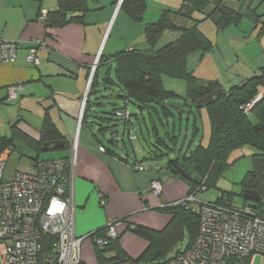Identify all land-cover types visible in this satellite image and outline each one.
Segmentation results:
<instances>
[{"label":"crops","instance_id":"obj_1","mask_svg":"<svg viewBox=\"0 0 264 264\" xmlns=\"http://www.w3.org/2000/svg\"><path fill=\"white\" fill-rule=\"evenodd\" d=\"M144 1L146 11L139 22L131 20L125 11L120 9L121 0H87L89 11L85 14L83 23H72L62 28H46L39 18L42 13L47 14L56 8V0H0V39L19 44L15 61L0 63V139L10 138L11 127L15 125L16 129L29 139L39 142L44 120L47 119L60 133L64 145L68 146L66 151H56L62 153L57 158L44 159V152L37 153L16 137L13 146L3 152L8 158L10 149L17 150L31 161V166L35 159L67 164L75 145V237L88 236L106 229L108 224H115V229L120 235L119 245L133 260L146 250L148 243L127 230V227L140 225L161 231L168 224L170 216L162 213L160 209L188 197L187 185L166 175V168L147 170L142 161L136 158L133 148L131 156L124 144L119 146L107 143V146L101 141L103 137H94L98 127L93 116L109 118L110 121L101 123L111 131H118L120 125L124 127V118L118 112L124 109L125 102L121 98L123 91L113 83V55L134 48L144 49L145 26L154 24L163 11L175 12L181 5V0ZM151 3L153 6L150 10ZM252 3L251 0L249 4ZM212 8L211 5L210 11ZM255 11L257 14V10ZM173 22L177 26L184 24L180 18H174ZM256 26L258 23L254 28ZM198 27L205 35L200 24ZM177 36L174 32L165 33L157 43V48ZM33 41L42 43L36 51L37 66L26 60ZM96 60L98 62L94 71V87L89 91V76ZM260 66L259 71L264 69V65ZM250 77L246 76L234 86L241 85ZM199 78L202 84L217 83L221 90L226 91L218 81ZM163 79L162 77L161 81L166 91L180 98L185 97L187 86L183 80L181 81L186 86L184 93L178 94L172 87H166ZM11 86L21 87L14 99L8 94ZM257 90L259 92V89ZM106 97L119 100L123 105L109 104L108 114L104 109ZM87 100V117L84 123L79 124V116L84 111L82 105L85 101V108ZM130 115L132 125L126 128L134 133L130 141H138L137 132L141 130V133V124L143 126L139 117L142 116L135 106L134 113ZM144 116L150 130L152 123L146 115ZM105 136H109V133ZM150 136L148 133V138ZM100 146L104 148L103 152L99 151ZM137 167H142L143 170L139 171ZM154 179H158L162 184L160 196H155L150 190V182ZM101 197L106 201L104 206L100 204ZM107 256L113 254L108 253ZM80 257V264H97L95 245L91 239L82 242Z\"/></svg>","mask_w":264,"mask_h":264},{"label":"trees","instance_id":"obj_2","mask_svg":"<svg viewBox=\"0 0 264 264\" xmlns=\"http://www.w3.org/2000/svg\"><path fill=\"white\" fill-rule=\"evenodd\" d=\"M56 3V8L45 14L43 25L46 28H62L72 23H83L84 16L89 11L87 0H56ZM209 3L213 8L204 13L205 7ZM120 9H123L131 20L139 22L146 11V3L144 0H122ZM195 12L202 14V18L193 20V25L190 28L177 26L173 22L174 18L185 21L192 20ZM251 14L255 23L261 22L259 32H264V15H257L255 9ZM242 16L239 11L227 7L225 0H181V5L175 12L163 11L154 24L145 26L144 49L134 48L113 55L115 63L113 83L123 91L121 98L125 102L124 107L130 103L138 108L144 128L158 146L166 149L168 147L164 139L166 137L174 139V136L170 137L168 131V121L174 118V114L171 111L172 107H167L166 103L181 100L183 115L178 114L181 121L183 117L189 116L192 108H200L195 105L197 100L210 94L213 90L220 89L217 83H198V80L188 69V57L191 54L199 51L203 55L212 48L210 41L198 29V24L210 19L216 29L221 30L230 24H237ZM167 32L177 33L178 36L161 48H157V43ZM94 76L95 73L91 79L89 91L94 87ZM163 76L183 80L187 86L185 97L180 98L174 93L166 91L161 81ZM260 87L264 89V69H261L258 75L246 79L241 85L233 86L226 91L220 89L221 95L215 97L211 103L204 105L208 110L210 120L211 133L208 146H197L183 159L169 160L166 166L170 176L187 185L188 196L196 195L202 188L206 191L209 188L210 172L215 170L219 173L227 167V158L231 152L250 146L257 153L251 155L252 169L245 176L242 185L244 189L259 194L260 199L258 202L244 199V204L250 202L251 204H248L252 205L264 217V203L262 202L264 198V93L260 95V99L248 113H245L242 108L259 95L257 89ZM88 102L87 100L81 124L87 117ZM176 111L178 113V110ZM144 115L152 123L150 130L147 128ZM249 117L255 120L254 124ZM93 118L96 119L95 124L98 127L94 135L95 139H97L96 135L104 137L110 128L101 122H107L110 119L99 116H93ZM123 121L126 127L132 125L131 115L128 120L123 119ZM115 134L117 138V131ZM16 137L37 153H40L44 143L63 139L47 119L44 120L39 142L32 141L13 125L11 137L0 139V153L13 146V140ZM110 143L118 144L117 141L116 144L113 141ZM66 150H68V146L65 144L60 151ZM154 155L156 156V154ZM37 161L38 159H35L33 164ZM224 198L227 199L229 205H233L230 196L222 193L219 194L216 202L224 204ZM160 211L170 216L168 224L161 231L140 225L127 227V230L148 243L141 256L134 260L129 258L119 245L120 235L118 234L115 239L107 240L103 247L95 245L97 264L123 262L164 264L168 259L167 254L184 239L187 243L183 245V248H189L198 233V212H195L191 205L186 208L181 204L165 205ZM105 234L106 229L95 232L98 237H104ZM108 253H112L113 256L108 257Z\"/></svg>","mask_w":264,"mask_h":264},{"label":"built area","instance_id":"obj_3","mask_svg":"<svg viewBox=\"0 0 264 264\" xmlns=\"http://www.w3.org/2000/svg\"><path fill=\"white\" fill-rule=\"evenodd\" d=\"M39 19L43 23L45 14L42 13ZM41 45V42L33 41L26 56V60L35 66L38 64L36 51ZM18 47V42L0 39V63L14 62ZM97 62L91 68L88 86ZM20 88L11 86L8 89L10 98L14 99ZM259 99L260 95H257L243 106L244 112L248 113ZM118 114L128 120L127 105ZM81 119L82 112L79 124ZM75 148L74 145L67 164L38 160L28 172L17 171L10 177H4L7 154L0 153V264H80L84 240L91 239L94 245L103 247L107 240L118 236L115 224L106 226L104 237L95 233L81 238L74 235ZM98 149L104 151L101 146ZM137 170L143 168L137 167ZM150 190L160 196L161 182L152 180ZM192 202H196L195 195L174 204L188 208ZM100 204H106L102 197ZM198 207L196 238L187 249L181 245L179 252L164 264H253L257 258L264 264V217L258 210L249 204L229 205L226 198L224 204L199 203Z\"/></svg>","mask_w":264,"mask_h":264},{"label":"rangeland","instance_id":"obj_4","mask_svg":"<svg viewBox=\"0 0 264 264\" xmlns=\"http://www.w3.org/2000/svg\"><path fill=\"white\" fill-rule=\"evenodd\" d=\"M252 1L253 3L250 5L251 0H226V4L229 7L239 10L243 15L237 24H230L221 30H217L211 21L204 20V22L199 23L212 48L203 55L197 51L188 57V69L198 79V83H201L199 77H203L211 81H218L222 88L228 90L236 83H240L246 76L258 75L257 72L261 67L260 65H264V32H259L261 22L254 28L256 23L251 12L256 8L255 10L259 14H264V0ZM152 6L153 4L151 3L150 10ZM210 9L211 4L209 3L205 7L204 13L209 12ZM192 18V20H182L184 23L182 26L186 28L192 27L193 20L201 19L202 14L195 12ZM163 78L166 87H172L178 94L184 93L186 86L183 81L167 76H163ZM259 92L263 94L264 89L260 87ZM180 101L174 100L168 103L180 104ZM104 102H106L104 109L108 114L110 113L109 104L123 105L121 101L109 97H106ZM128 108L130 114H133L134 106L129 103ZM171 111L174 114V118L168 121V131L170 137L174 136V139L168 137L164 139L168 147L166 149L158 146L151 136L148 138V133L144 126H142L141 134L137 132L138 141H130V137L134 133L131 130L129 131L126 126L120 125L121 127L117 129L118 145L124 144L131 156L133 148L136 151V158L142 161L143 167L147 170L166 168L169 160L183 159L192 153L197 146L207 147L209 144L210 120L205 106L192 108L188 119L186 120L187 116H185L181 121L177 111L174 108ZM139 118L141 120V117ZM249 119L253 124L255 123V120L251 117ZM107 139H109V136L101 138V141L108 146L106 143ZM10 150L11 153L7 158L4 177H10L17 171L28 172L31 168V161L22 156L17 150ZM255 153L257 151L250 146L231 152L227 158V167L225 169L219 173L215 170L210 172L208 179L209 188L206 191H203L202 188L196 193V202L191 203L192 209L198 212L199 203L216 202L220 193L230 196L234 206L244 205L242 182L252 169L251 155ZM59 154L62 153L56 151L45 152L42 158H57ZM169 174L167 171L166 175L169 176ZM248 203L251 204L247 202V205ZM186 243L187 241L184 239L183 242L173 247L167 254V258L173 257L180 249V246ZM253 264H261V260L257 258L253 261Z\"/></svg>","mask_w":264,"mask_h":264},{"label":"water","instance_id":"obj_5","mask_svg":"<svg viewBox=\"0 0 264 264\" xmlns=\"http://www.w3.org/2000/svg\"><path fill=\"white\" fill-rule=\"evenodd\" d=\"M220 95H221L220 89L213 90L210 94H208V95L200 98L199 100H197L195 102V105L202 107L205 104L211 103L215 97H219ZM166 106L172 107V108H175L176 110H178L179 115L183 114V110L181 109L180 104L166 103ZM186 119H188V117ZM108 133H109V139L106 140V143H110L113 141L116 144L117 138H116L115 132L108 130ZM63 147H64V141L63 140H54V141L44 143L42 145L41 151L44 153L45 152H51V151H57V150L62 149ZM242 197L245 200H248L251 202H258L260 199L259 194H257L255 191H252L249 189H244V191L242 193Z\"/></svg>","mask_w":264,"mask_h":264}]
</instances>
